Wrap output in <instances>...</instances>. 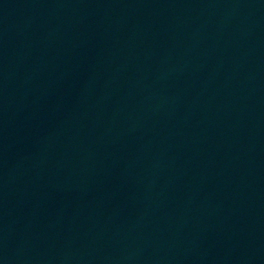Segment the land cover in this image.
Instances as JSON below:
<instances>
[{
    "label": "water",
    "instance_id": "1",
    "mask_svg": "<svg viewBox=\"0 0 264 264\" xmlns=\"http://www.w3.org/2000/svg\"><path fill=\"white\" fill-rule=\"evenodd\" d=\"M0 264H264V0H55Z\"/></svg>",
    "mask_w": 264,
    "mask_h": 264
}]
</instances>
